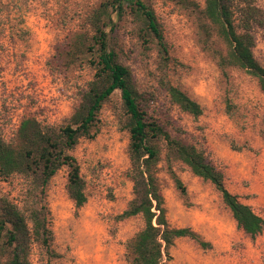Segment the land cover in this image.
Wrapping results in <instances>:
<instances>
[{
  "label": "rangeland",
  "instance_id": "rangeland-1",
  "mask_svg": "<svg viewBox=\"0 0 264 264\" xmlns=\"http://www.w3.org/2000/svg\"><path fill=\"white\" fill-rule=\"evenodd\" d=\"M103 1L0 0L4 142L17 143L25 119L56 129L67 125L94 71L83 59L70 61L64 54L77 35H91L87 19ZM204 1L144 0L161 26L166 66L154 44H143L128 13L109 32V44L145 97L147 116L172 139L201 150L223 174L226 189L264 219V94L255 78L226 63L227 46L204 18ZM250 2L264 14V0ZM254 35L253 55L264 67V31L255 29ZM165 82L195 101L201 115L193 117L171 102ZM125 120L120 92L115 91L102 105L94 137L80 138L69 151L79 166L86 202L74 205L66 189L68 169L61 167L45 189L53 255L30 243V264H131L126 245L144 222L140 215L120 218L133 199ZM157 145L152 173L169 226L190 228L210 245L176 239L164 262L264 264V229L254 239L238 229L214 186L175 159L164 142ZM26 186L19 175L0 178V198L22 206Z\"/></svg>",
  "mask_w": 264,
  "mask_h": 264
},
{
  "label": "trees",
  "instance_id": "trees-1",
  "mask_svg": "<svg viewBox=\"0 0 264 264\" xmlns=\"http://www.w3.org/2000/svg\"><path fill=\"white\" fill-rule=\"evenodd\" d=\"M126 13L138 27L143 44H154L165 66L169 61L161 26L144 0H104L91 12L87 19L91 35H77L64 54L70 61L83 59L94 71L67 125L56 129L29 118L19 125L15 145L0 139V178L19 175L27 181L22 206L0 198V264H30V243H37L53 255L45 189L54 174L66 167L67 194L77 208L84 205V184L69 151L80 138L94 137L92 129L102 105L115 91L120 92L126 116L124 128L129 134V178L133 194L120 218L140 215L144 222L143 228L126 245V257L131 264H166L163 255L167 256L166 250L179 238L195 240L203 248L210 246L190 228H173L166 220L163 199L152 173L158 161L159 142H164L174 158L195 176L214 186L238 229L251 239L262 233L264 219L226 189L223 174L204 153L172 139L158 121L147 116L145 97L137 91L130 69L118 61L109 44V32ZM202 14L227 46L226 63L255 78L264 94V67L253 55L254 30L264 31L263 12L250 0H205ZM164 88L171 102L183 112L193 117L201 115V107L185 93L167 82ZM176 184L184 195L185 189L179 181Z\"/></svg>",
  "mask_w": 264,
  "mask_h": 264
}]
</instances>
